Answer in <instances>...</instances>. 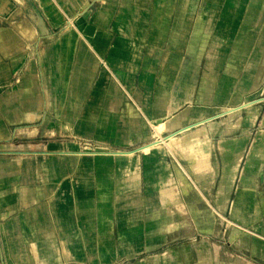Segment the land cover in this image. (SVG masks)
<instances>
[{
  "label": "crops",
  "instance_id": "obj_1",
  "mask_svg": "<svg viewBox=\"0 0 264 264\" xmlns=\"http://www.w3.org/2000/svg\"><path fill=\"white\" fill-rule=\"evenodd\" d=\"M262 85L264 0H0V264H123L160 247L182 225V175L134 146L158 119L173 132Z\"/></svg>",
  "mask_w": 264,
  "mask_h": 264
},
{
  "label": "rangeland",
  "instance_id": "obj_2",
  "mask_svg": "<svg viewBox=\"0 0 264 264\" xmlns=\"http://www.w3.org/2000/svg\"><path fill=\"white\" fill-rule=\"evenodd\" d=\"M257 93L258 94L254 99L242 103L246 104L252 102L257 108V115L252 124L246 125L244 123V111L239 112V115L235 114L232 119L229 117H223L220 119L216 118L217 121L216 119L214 120V123L217 124V126L215 125L216 132L212 137L209 135L211 149L213 150V152L211 150L210 169L217 173L214 172V174H216L215 179L210 182L198 181V190L195 189V182L184 174L188 173V170L190 172H192V170L188 169L187 165L183 162L174 159V153H171L170 150L165 148V155L171 160V173L177 174V176L180 174L182 175V181L177 183L182 193L181 198H179L182 206L179 211H172V219L178 222L180 220V223H182V225H180L181 228L175 230L172 229L173 231L170 232L168 240L160 247L155 248L150 253L137 254L133 260L126 261L123 264H202L204 262L208 264H264V235L257 231L264 229V222H257L254 224V227H238L230 222L228 211L231 208L238 187H241L240 178L242 172L247 169L246 157L252 148L253 141L258 134L264 132V85L259 88ZM235 107L225 108L223 110L233 109ZM222 115L223 114L220 116ZM223 120H226V123H224V126L221 128L220 123ZM235 124L236 127L226 136L222 137L218 135L217 131L219 129L223 130L226 127H231L232 125L235 126ZM169 133L170 132L166 131L157 135L153 134L150 140L140 142L134 146V148L138 149L144 145L154 143L162 137H166ZM45 140L46 139H39V141L42 142ZM47 140H53L56 142L65 140V138L55 136L53 139L48 138ZM66 140L75 141L78 151L80 152L93 150V147L95 146L93 142L85 140L74 138H67ZM224 140L229 141V143L243 140L244 146L240 154L238 153L237 156L233 158V163L226 166V171L231 177L229 180V199H227L228 202L226 201V203H221L220 205L217 201L219 192L218 186L220 184L223 166L222 156L218 145L220 141ZM19 150L37 151L35 147L27 149L12 148V151ZM263 150L264 149L262 148V151ZM112 151H115V149ZM116 151H118V149ZM208 185H211V187ZM200 186L203 187L200 188ZM246 188L256 189L257 191L264 193V164L257 179L250 182ZM260 219L264 221V214ZM202 256L206 257V260H201Z\"/></svg>",
  "mask_w": 264,
  "mask_h": 264
},
{
  "label": "bare ground",
  "instance_id": "obj_3",
  "mask_svg": "<svg viewBox=\"0 0 264 264\" xmlns=\"http://www.w3.org/2000/svg\"><path fill=\"white\" fill-rule=\"evenodd\" d=\"M164 15V14H163ZM227 19V18H226ZM229 24V23H228ZM227 24V25H228ZM161 25V24H160ZM229 26V25H228ZM163 28V27H162ZM165 29V28H164ZM220 29V28H219ZM225 29V28H224ZM154 33V32H153ZM154 36V35H153ZM152 36V37H153ZM217 38V37H216ZM159 39V38H158ZM219 39V38H218ZM199 40V39H198ZM187 41V40H186ZM190 42V40H189ZM196 43V42H195ZM189 46V45H188ZM242 46V45H241ZM240 46V47H241ZM191 48V47H190ZM196 49V48H195ZM222 49V48H221ZM239 50V49H238ZM237 50V51H238ZM218 51V50H217ZM205 52V51H203ZM220 52V51H219ZM227 52V50H226ZM229 53V52H228ZM222 54V53H221ZM224 54V53H223ZM186 56V55H185ZM193 57V56H191ZM220 57V55H219ZM186 59V58H185ZM184 59V60H185ZM193 60V59H192ZM234 62V61H233ZM188 74V73H187ZM206 85V84H204ZM210 87V86H209ZM206 88V87H205ZM208 88V87H207ZM190 90V89H189ZM203 90V89H202ZM191 91V90H190ZM206 91V90H205ZM179 95V94H178ZM186 96V95H185ZM234 96V95H233ZM232 97V96H231ZM180 98V97H179ZM182 99V98H181ZM182 101V100H181ZM233 101V100H232ZM220 103V102H219ZM235 103V102H234ZM212 104V103H211ZM254 104V103H253ZM250 103L241 104L238 107H235L233 109H226V110H220L219 112L223 114L222 116L218 117V115H221L220 113L213 118H207L202 120H197L195 122H188L187 120L181 119L176 120L169 125V129L177 128L176 131L170 132L167 134L166 137H162L159 142H161V148L160 145L155 143H150L147 146L139 149V151L142 154H149L153 155L152 152L154 151H160L161 150V158L166 154L165 148L167 150H170L171 153H174L178 155L180 159L185 161L187 165H189L192 172L195 174V181H201V182H210L213 179L214 172L210 169L211 165V143L209 140V135L212 137L213 134L216 132L214 120L216 118L220 119L223 117H229L232 119L235 114L239 115V112L244 111L245 117H244V123L246 125L252 124L255 116L257 115V108ZM192 105V104H191ZM219 105V104H218ZM228 105V104H227ZM184 106V105H183ZM254 106V107H253ZM203 107V106H202ZM207 107V106H206ZM215 110V109H214ZM172 113V112H171ZM187 114V113H186ZM180 115V114H179ZM204 115V114H203ZM182 116V115H181ZM186 117V116H185ZM168 120V118L166 119ZM172 121V120H171ZM217 121V119H216ZM239 121V120H238ZM153 122V121H152ZM151 122V123H152ZM237 122V121H235ZM150 123V124H151ZM163 122L158 119V121L155 122L154 127L156 128L157 133H162L164 130ZM169 124V123H168ZM231 124V123H230ZM243 125V124H242ZM200 126V127H199ZM199 127V128H197ZM235 126H229L228 128H225L223 130H218L217 133L219 136H226L229 134V132L233 131ZM168 128V127H167ZM123 134V133H122ZM124 135V134H123ZM124 137V136H123ZM122 139V138H121ZM255 139V138H254ZM163 146V147H162ZM217 146V145H216ZM243 140L229 143V141H220L218 147L219 151L222 156L223 162L226 164H232L233 158L237 156V154L241 152L243 148ZM264 132L261 134H258L256 139L253 141L252 148L250 149L251 152L249 156L247 155L246 160L249 157V160L246 162L247 169L246 171L242 172L240 182L241 187L237 189L235 198L231 204V208L229 211V219L230 222H232L236 226H242V227H254L255 223L264 221L260 219V217L264 214V193H261L255 189L246 188L250 182L254 179V174L260 167V163H262L261 160H259L257 163H255L253 160L256 159V157H260V154L264 151H262V148L264 149ZM218 150V149H217ZM213 152V150H212ZM217 154V153H216ZM144 156V155H143ZM167 156V155H166ZM168 157V156H167ZM264 155L262 156L263 159ZM148 158V157H147ZM137 160V159H136ZM252 160V161H251ZM264 160V159H263ZM132 161V160H131ZM215 161V160H214ZM135 162V161H134ZM160 163V162H159ZM215 163V162H213ZM129 164V162H128ZM139 164V163H137ZM240 165V164H239ZM136 166V165H135ZM134 166V167H135ZM162 166V165H161ZM154 168V167H153ZM216 169V168H215ZM221 169V168H220ZM137 170V169H136ZM140 170V169H139ZM163 171V166L161 167V172ZM224 172V171H223ZM128 173V172H127ZM217 173V172H215ZM136 174L135 176H137ZM140 175V174H139ZM138 175V176H139ZM233 178V177H232ZM231 177L229 178V180ZM239 179V178H238ZM218 180V179H217ZM229 180H222L219 184L218 189V202L223 203L226 201V196L223 194V189L227 188V185L229 184ZM101 181V180H100ZM137 181V180H136ZM99 182V181H98ZM100 183V182H99ZM141 183V181H140ZM216 183V182H215ZM210 184V183H209ZM162 185V184H161ZM102 186V185H101ZM209 186V185H208ZM229 186V185H228ZM144 187V186H143ZM151 187V186H150ZM153 187V185H152ZM211 187V185L209 186ZM134 188V186H133ZM139 188V187H138ZM167 186L163 185L161 198L163 203L167 204H174L173 206L176 207V201L174 203L175 195L173 193H166L167 192ZM254 188V187H253ZM256 188V187H255ZM31 190V189H30ZM166 191V192H165ZM226 190H224L225 193ZM170 192V188H169ZM21 193V192H20ZM140 193V192H139ZM22 194V193H21ZM138 194V193H137ZM141 194V193H140ZM32 196V195H31ZM29 196V197H31ZM61 196V195H60ZM215 197V196H214ZM216 198V197H215ZM229 199V198H228ZM10 200V199H9ZM26 200V199H25ZM28 200V199H27ZM83 200V199H82ZM115 200V199H114ZM129 200V199H128ZM181 201V200H180ZM126 202V201H125ZM141 202V201H140ZM228 202V201H227ZM9 203V201H8ZM231 203V202H230ZM129 204V203H128ZM77 205V204H76ZM132 205V204H131ZM141 205V204H140ZM179 206V205H178ZM177 206V207H178ZM182 206V205H180ZM211 206V205H210ZM73 208V207H72ZM126 208V207H125ZM173 208V207H172ZM179 208V207H178ZM107 210V209H106ZM161 210V208H160ZM220 210V209H219ZM222 210V209H221ZM225 211V210H224ZM9 213V212H7ZM82 213V212H81ZM106 213V212H105ZM90 214V213H89ZM79 215V214H78ZM176 218V217H175ZM77 219V218H76ZM22 220V219H20ZM157 220V219H156ZM261 220V221H260ZM13 221V220H12ZM75 221V220H74ZM19 222V221H18ZM34 223V222H33ZM23 224V223H21ZM74 224V223H73ZM11 226V225H10ZM158 226V225H157ZM237 227V228H238ZM160 228V227H159ZM232 228V227H231ZM236 228V229H237ZM239 229V228H238ZM230 231V230H229ZM237 231V230H236ZM261 234L264 235V229L257 230ZM13 232V231H12ZM248 233V232H247ZM87 234V233H86ZM84 234V235H86ZM250 234V233H249ZM248 235V234H247ZM251 235V234H250ZM257 237V236H255ZM247 239V238H246ZM250 239V238H249ZM255 240V239H254ZM260 240V239H259ZM261 242V241H260ZM13 243V241H12ZM12 243L10 246H12ZM64 245V244H63ZM14 246V245H13ZM60 246V245H59ZM257 246V244H256ZM42 248V247H41ZM33 250V249H32ZM56 250V249H55ZM15 251V250H14ZM77 252V251H76ZM258 252V251H257ZM67 253V252H66ZM62 254V253H61ZM69 256V255H68ZM263 256V255H262ZM201 260H206V257H201ZM38 259V258H37ZM66 259V258H65ZM96 259V258H95ZM92 262V260H91ZM202 264H208L206 262Z\"/></svg>",
  "mask_w": 264,
  "mask_h": 264
}]
</instances>
